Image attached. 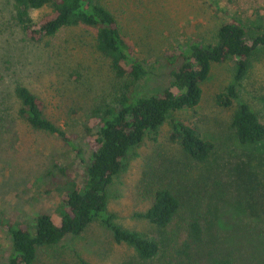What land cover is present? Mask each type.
Instances as JSON below:
<instances>
[{"label": "rangeland", "instance_id": "rangeland-1", "mask_svg": "<svg viewBox=\"0 0 264 264\" xmlns=\"http://www.w3.org/2000/svg\"><path fill=\"white\" fill-rule=\"evenodd\" d=\"M116 18L117 27L149 70L140 83L145 91L166 88L175 69L169 56L190 41L215 43L220 28L234 18L246 25L264 21V0H100ZM49 9L33 11L40 20ZM13 0H0V216L35 231L37 218L50 215L61 224L63 192L70 179L83 183L93 159L87 129L97 131L104 111L118 106L130 78L120 76L97 46L96 32L78 26L32 41L12 19ZM250 70L229 106L223 104L234 80L236 60L214 62L193 108L172 112L214 143L210 158L200 163L172 139L170 118L149 131L124 160L108 187L107 214L115 224L142 233L161 244L160 253L142 260L135 248L118 243L111 229L94 219L80 235L56 245L41 246L35 264H167L168 230L136 216L147 211L159 188L178 193L183 203L175 226L187 227L197 214L206 238L215 241L235 264H264V140L242 144L233 116L248 103L264 123V46H256ZM181 64V61L178 65ZM19 86L28 87L44 104L45 116L68 132L76 152L55 134L38 130L21 115ZM254 188L244 185L246 180ZM58 189V190H57ZM62 191V194L59 192ZM255 205L253 213L247 207ZM163 240V241H162ZM167 241V242H166ZM166 242V243H165ZM12 249L10 231L0 225V264Z\"/></svg>", "mask_w": 264, "mask_h": 264}, {"label": "trees", "instance_id": "trees-1", "mask_svg": "<svg viewBox=\"0 0 264 264\" xmlns=\"http://www.w3.org/2000/svg\"><path fill=\"white\" fill-rule=\"evenodd\" d=\"M13 7V21L32 41L40 42L66 27L95 30L100 52L111 60L113 69L120 76H127L130 80L125 84L118 106H109L104 111L99 129L95 132L87 129L93 143V159L87 167L84 182L81 184L70 179L54 183L55 187L67 184L61 203V224L56 225L50 215L44 214L37 218L35 231L32 232L16 221L0 216V225L10 231L12 238V249L3 264H35L39 247L56 245L69 235L82 234L96 218L111 229L116 242L135 248L142 260L153 259L161 251L159 242L115 224L113 216L107 214L108 187L123 169L129 151L168 118L172 139L178 141L190 157L200 163L210 158L215 149L214 143L204 139L196 128L172 117V112L195 107L202 98L201 85L208 78L212 64L229 57L235 58L236 67L223 104L229 106L237 99L241 84L250 70L255 47L264 46V21L261 19L246 25L234 18L220 28L215 43L190 41L181 45L176 54L169 56L170 62L176 66L169 85L163 90L150 92L140 86L148 77V68L123 38L114 14L100 0H13ZM44 9L50 12L42 19L33 17V11ZM16 93L22 101L20 113L30 125L55 134L76 152H81L73 137L45 116L44 104L36 94L26 86H19ZM262 100L264 102V97ZM232 125L242 144L257 145L264 140V123L248 103L239 105ZM245 185L254 188L255 183L247 179ZM59 193L62 194V191ZM183 206L179 194L164 187L156 191L153 205L147 211L136 213V216L157 225L163 233L166 231L165 240H168L167 233L170 231L167 264H235L233 256L225 254L215 241L206 238L197 214L187 213V227L182 229L181 234L179 227L171 229ZM255 208L260 211L255 205L247 207L253 215L257 212ZM261 223L260 234L264 236V222Z\"/></svg>", "mask_w": 264, "mask_h": 264}]
</instances>
